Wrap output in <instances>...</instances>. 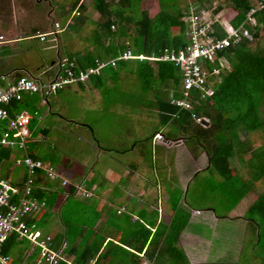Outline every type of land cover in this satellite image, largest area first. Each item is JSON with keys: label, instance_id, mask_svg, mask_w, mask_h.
<instances>
[{"label": "trees", "instance_id": "1", "mask_svg": "<svg viewBox=\"0 0 264 264\" xmlns=\"http://www.w3.org/2000/svg\"><path fill=\"white\" fill-rule=\"evenodd\" d=\"M142 1L93 0L96 10L105 19L101 22L98 32L105 33L106 36L113 39L124 37L129 41L120 47V52L114 51L111 58H118L129 48L135 55L151 56L152 54L160 55L165 48H179L184 45L183 32L186 29L184 19L190 12L189 3L176 6V1L159 0L160 10L154 18H150L146 11H141L139 8ZM182 2L184 1L182 0ZM191 2L194 10L213 9L216 14L228 10L232 18L231 24L235 28L246 22V16L254 5V0H224L216 6H213L211 0H191ZM80 8L83 11L84 6L80 5ZM76 18L77 21L82 19V17ZM254 18L256 21L254 24L245 23L244 26L254 35L255 42L243 40L240 45L231 46L220 54L231 65V70L211 78V85H209L213 91L211 96L200 90L192 91V109H181L171 103L172 99L182 97V77L178 65L174 62L135 60V63L140 67L139 77L146 87L169 84L170 88L171 83L169 82L174 83L173 98L171 100L170 98L162 99L158 102L161 117L166 123H172L182 136L195 139L198 145L206 151L209 168L212 167L223 179L222 195L231 202L227 213L235 208L258 182L264 179V159L252 148L249 141L250 135L264 131V117H261L259 111L260 106L264 109V44L262 43L264 41V10L256 13ZM131 22L133 23V33H129L126 28L127 24ZM174 29L178 30V34L173 33ZM255 43L256 46L253 48ZM121 65H127V61H118L115 68H119ZM95 66L96 60H92L89 67ZM216 66L219 67V62L216 63ZM110 68L115 69L108 66L103 71ZM78 69L83 70L77 65ZM26 96L23 100L14 101L10 106L4 107L9 111L11 117L23 110H28L33 114L31 109L33 103ZM194 115L206 118L208 123H204V125L197 123L193 118ZM5 126H1V129L5 130ZM166 136L171 137V135ZM11 153V149L0 147V162L7 159ZM26 154L34 160H40V157L32 151L29 153L27 151ZM247 155L250 157L245 159ZM237 163H240L239 166ZM244 168L248 169V178H245ZM44 176L43 171L37 170L34 177L33 196L40 200L43 199V194L35 189ZM91 184L89 183L87 188H90ZM65 188L70 193L67 199L75 200L72 197L77 190L76 187L67 186ZM87 188L84 189L87 191ZM76 205L81 212L79 216H85L84 218L88 220L96 212L94 210L97 201L93 200L91 204L80 203L78 205L76 203ZM62 217L61 221L66 227V232L53 237L51 247L59 250L64 244H67L63 251L74 257V264L90 263L96 258L99 247L93 235L86 238V234L88 229H93L95 221L87 228L85 219L78 223ZM189 218L187 210L183 213L182 211L177 213L176 210L171 223L167 226H158L154 233L137 223L135 245L131 244V246L137 253H141L144 246L148 244L144 255L151 260L152 264H160L162 261L166 264H189L186 254L178 246L181 233L188 225ZM245 218L254 223L253 228L256 231L254 245L258 248L264 226V193L260 194L251 204L245 212ZM14 238L16 236H13L11 240ZM83 238V244L76 243L77 239L83 240ZM121 250L132 255L129 251ZM113 255L120 257L116 256V253ZM104 256V254L100 255L99 259ZM136 258H139L138 255ZM60 264L68 263L60 262Z\"/></svg>", "mask_w": 264, "mask_h": 264}, {"label": "crops", "instance_id": "2", "mask_svg": "<svg viewBox=\"0 0 264 264\" xmlns=\"http://www.w3.org/2000/svg\"><path fill=\"white\" fill-rule=\"evenodd\" d=\"M146 1L149 0H143L139 8L141 11H146L148 13L147 9L142 8L143 3ZM157 4L159 5V0H157ZM80 5L84 6L83 11L80 10ZM52 8L53 9L51 10V15L56 12V9L54 7ZM158 12L152 16H150L149 13L148 15L150 18H154L158 14ZM76 17H82L81 21H77ZM65 19V22H60L59 20L54 21V24H61V30L59 33H57L56 37L51 36L46 42L38 41L42 44L48 45L46 47L47 50L55 51L57 61L51 62L49 66H45L43 64L40 67H37V69L35 70L37 75L35 76L30 73V69L28 68L30 64L28 63V61L26 62L27 64L25 62L23 63V61H21L19 64H11L12 66L9 68L4 66L5 63L3 62V59L7 57L6 55L8 53L13 54L12 50H16V48H18L19 42L27 40H38L37 38L33 37V33L35 32L32 33L33 30L25 31L24 28L29 26H22V24L20 25L18 21L14 23L13 27V24H7L0 20V35H3L4 33L8 36L7 42L0 45V86H5V82L1 80L2 77H6V79H16L19 76H25L32 77L40 81L52 80L58 74L57 65L60 57H71L72 59H75V61H77L78 67L86 70L90 68L89 66L92 60L109 61L116 59L111 58L114 51L120 52V47H122L123 44L129 43L128 39L124 37L113 39L106 36L105 33L98 32L101 22H103V20L105 19L96 10L93 4V0H80L79 6L72 11L70 16H67V18L65 17ZM35 27L37 26H33V28ZM44 28L47 29V27ZM126 28H128L129 33H133L132 22L128 23ZM52 30H54V26L51 27V31ZM173 33L178 34V30L174 29ZM128 50L132 52L130 48ZM12 60L14 59L12 58ZM135 60L136 59L127 60V65H121L119 68L115 69H107L105 71H102L99 76L91 77L89 81L77 85L81 95H84L87 104L89 103L91 106L97 104L99 106L101 91L104 90L110 92L111 88L115 87V84L116 82H118V77L120 75V69H125L129 72L132 71L139 76L140 67L135 63ZM31 69H34V66ZM169 83H171L170 88L169 84H165L164 87L162 86V89H155L157 94L155 97L154 104L156 107L154 108V110H156L155 114H159L160 116V125H162L163 130L160 129L156 131L151 136L152 139L150 138L152 144L155 143L156 145L165 147L166 151H152V153L155 155V158H159L160 156H162V160H164L165 163H168V161L170 162V158L173 156L172 154H174L175 156L173 158V162H178L177 165L180 163H185V161H190V163H192V166L189 167L186 172L185 170H179L178 178L181 180L182 187L185 188V185L189 183L192 178H195L198 172L204 171L206 168H209L210 164L206 151H204V149L198 145L195 139L194 141L197 143L201 151H189L186 147H184L186 141H184L182 134H180L181 136H177L178 134H176V136L173 135V133L171 134V131L176 133V131H173L172 129L168 130L172 123H166L161 117L158 102L162 99L168 98H170L171 100L175 93L174 83ZM75 86L76 85L67 86L55 95H58L60 92H63L67 88H75ZM157 86L159 85H156V87ZM26 97L33 103L31 108L33 114L28 110H23L27 111L32 116L28 124L27 130L29 135L27 137V148L25 150L29 153L30 151H33L32 149H35L33 146L39 143L38 139L41 138V135L46 137V134H48V130L46 128L40 129L39 127L41 119V109L44 106H48L49 102L48 98L44 99L40 95H27ZM150 106L151 104L149 106H146L144 104L142 107L148 108ZM3 125H6L5 128L7 127L6 122L0 124V132L3 130L1 129V126ZM166 129L168 132H164L166 131ZM157 133H160L164 136L171 134V137L167 139L169 142L164 145L153 140V136ZM185 138L189 139V141L193 140L190 137ZM178 148L185 149L184 151H181V149H179L180 151H170ZM11 150L12 153L10 154V156L0 162V172L3 175L2 177L10 179L14 185L21 187L22 183L27 178V172L24 167L22 168H24L25 170L23 169V172H21L22 169H20L21 167L16 166L15 160L23 157L25 153L17 149ZM125 152L131 154L134 151L127 150ZM139 157L141 158V160L132 159L131 163L129 164L125 165L123 163L125 165V169L121 174L118 171L113 172L107 169L108 171H106L105 178L109 182V184H107L103 188L100 183H97V181H95L96 179L92 174L88 176L87 180L92 184L90 188H87L88 186L86 187V182L75 183L71 179L67 178L64 173L61 175L60 173L62 172L59 173V170L57 171L53 164H50L54 169H56L57 173L65 177V179H68L75 184H80L84 188H87V191L91 193L92 197L81 198L80 193L78 192V190H76L72 197L75 199L73 200L75 202L68 200L67 198L70 193L68 190L66 191V188L62 187L61 182H59L58 180L55 181L54 179H50L45 175L35 189L39 193L42 192L43 199L39 200L41 203H44V206L39 212L34 213L30 217H28L26 219V222H30L28 225L32 227L33 230H39V232L42 234V237L49 236L53 239V237H55L56 235L66 232V227L61 221V218H63V214L65 215L64 217L66 218V220H74V217H77V213H81L76 203L78 205L80 203L91 204V201L95 200L97 201V205L94 210L96 211L95 214H93L88 220L87 218L85 219V216L83 217L82 215L79 216L81 217L80 220H75V222L79 223L83 222L85 219L87 228H89L92 225L93 221H95L93 229L87 230L86 238L89 235H93L96 240V244L98 243L97 246L99 247V249L96 258L88 264H152L151 260H149L146 255H144L148 244L144 246L141 253H137L135 248L131 246V244L135 245L137 223L143 225L145 228L151 230L152 233H154L158 226H167L171 223L173 216L177 210V206L174 205V199L170 197V192L169 194L167 193L165 185L160 181L158 175L155 173L154 164L152 166H150L149 163L146 164V159L143 151H141V153L139 151ZM245 198H247V196H245L242 200L244 201ZM181 204L182 202L180 203V205ZM239 205L240 204L231 209L229 213L224 217V220L228 222L238 221L239 223H242L244 227L246 225H250V227L253 228L254 223L245 219V212L247 210L243 214H240V209H238ZM122 208H124V210L119 213ZM74 210H78V212L75 211V213ZM200 212L202 211L196 209H191V212H188L190 218L189 223L186 226L187 229L191 226V219L193 217L200 216L201 214H203V212L205 214L202 219H207L205 222L208 224L212 222V219L215 220L218 218L216 216L215 210L213 209H206L203 210L202 213ZM219 219L220 218H218V220ZM209 220L211 221L209 222ZM187 229L182 231L178 246L186 254L188 263H217L218 260H214L216 262L208 261V257L206 255L202 256L200 254L201 247L197 248L198 245H206L209 243V241L202 238V235L199 232L195 231L194 226L193 232H191V230L190 232H188ZM13 236H16V238L11 240ZM12 237L5 245V252L10 257L9 264H45L40 261L39 249L33 247L26 238H20L17 234L12 235ZM76 243L83 244L84 238L83 240L77 239ZM66 246L67 244H64L59 250H55L53 248L52 249L55 251H63ZM121 249L127 252L129 251V253H132V255L126 254ZM204 250L206 253L210 252L205 247ZM113 253H116V256L120 257H115ZM102 254H104L105 256L102 259H99V256ZM64 255L67 259H69L70 262H73V256L66 253H64ZM136 255H138V259L136 258ZM217 258L219 259L221 258V256H218ZM162 262L164 263V261ZM162 262H160V264H163Z\"/></svg>", "mask_w": 264, "mask_h": 264}, {"label": "rangeland", "instance_id": "3", "mask_svg": "<svg viewBox=\"0 0 264 264\" xmlns=\"http://www.w3.org/2000/svg\"><path fill=\"white\" fill-rule=\"evenodd\" d=\"M168 1H176V6L189 3L191 8L189 11L194 9L191 0ZM211 1L213 6H216L224 0ZM79 2L80 0H0V20L7 24H13V27L14 23L18 21L22 26H29L24 28L25 31L33 30L32 33L38 31L44 33L51 30L55 20L65 22V17L71 15L72 11L79 6ZM52 7L56 9L53 15H51ZM142 8L147 9L149 15L152 16L158 12L159 5L157 0H149L143 3ZM226 11L223 13V20L230 18L228 10ZM33 26L37 27L33 28ZM3 35L8 39L7 34L3 33ZM38 41L19 42L18 48L12 50L13 54L8 53L7 57L3 59L4 66L9 68L12 66L11 64L28 61L30 73L35 76L37 67L43 64L49 66L51 62H56L55 51L47 50L48 45ZM262 43L264 44V41ZM255 46L256 43L252 47L255 48ZM63 58L60 57L59 60ZM33 66L34 69H31ZM119 71L120 75L115 87L111 88L110 92L101 91L99 106L87 104L76 84L75 88H67L58 95L49 97V105L41 109L39 127L40 129L46 128L48 134L46 137L41 135V138L38 139L39 143L33 146L35 149H32V152L38 154L42 161L53 164L59 173L62 172L61 175L64 173L75 183L86 182V187L89 186L87 180L88 176L92 174L95 181L100 183L103 188L109 184L105 178L106 171H118L121 174L125 165L131 163L132 159L141 160L139 151L140 153L143 151L146 164L149 163L150 166L154 164L155 173L165 185L167 193L170 192V197L175 200L173 203L177 206V213L178 211L183 213L186 210L190 213L191 209L202 212L206 209H213L216 216L220 218L219 220L218 218L212 219V222L209 220L208 224L205 222L207 219H202L205 214L203 212L200 216L191 219L192 227L190 226L188 229L185 227L188 232L190 230L193 232L195 229L202 235V238L209 241L206 245L197 246V248L201 247L200 254L202 256L206 255L210 262L218 260L215 264H264V226L261 243L257 248L254 245L256 231L250 225L244 227L238 221L224 220L231 202L222 195L223 179L212 167L198 172L195 178H192L183 188L181 180L178 178L179 170L186 172L192 163L185 161V163L177 165L178 162H173L174 154H172L170 162L165 163L162 156L155 158L152 153V151H166L165 147L151 142L153 133L160 129L163 130L160 125V116L155 114L156 110H154L157 94L155 89H162V85L146 87L136 73L125 69ZM144 104L146 106L151 104V106L144 108L145 106L142 107ZM259 111L263 118V107L260 106ZM170 129L176 131L173 125L168 128V130ZM164 132H168L167 129ZM176 132L180 134L178 131ZM170 133L175 136L177 134L172 131ZM157 134L153 136V140ZM163 137L168 139L167 136L163 135ZM183 138L186 141L184 147L189 151H201L194 139L189 141L184 136ZM249 141L252 148L264 159V131L250 135ZM167 143L165 142L164 145ZM179 149L181 148L170 151H180ZM127 150L134 152L130 154L125 152ZM249 157L247 155L245 159ZM239 164L237 163V166ZM20 169L23 172L24 168ZM243 173L245 178L249 177L247 168L243 169ZM0 174L2 175L1 172ZM65 180L68 185H80L68 179ZM58 181L61 182V180ZM262 193H264V179L253 187L244 201L239 203L240 214L248 210ZM75 211L78 212V210ZM63 216L65 215L63 214ZM76 219H81L78 213L73 222ZM204 247L210 252L206 253ZM218 256L221 258L218 259Z\"/></svg>", "mask_w": 264, "mask_h": 264}, {"label": "built area", "instance_id": "4", "mask_svg": "<svg viewBox=\"0 0 264 264\" xmlns=\"http://www.w3.org/2000/svg\"><path fill=\"white\" fill-rule=\"evenodd\" d=\"M264 10V0H254V5L246 16L247 24H254L256 13ZM232 18L223 20V12L214 13L213 9L200 8L190 10L184 19L186 29L184 32L185 43L176 48H165L160 55H134L130 50L124 52L116 59L104 61L97 60L95 67L86 70H77L75 59L64 57L58 62V74L49 81H40L32 77L1 80L5 86H0V124L6 122L7 127L0 132V147L17 149L25 154L15 160L18 167H24L27 178L19 187L10 179L0 174V264H9L10 257L5 253V245L17 234L20 238H26L33 247L39 249L40 261L45 264H60L66 262L74 264L67 259L63 251H55L51 247L52 238L42 237L39 230H33L26 219L37 213L44 206L39 199L33 196L34 177L37 170H41L47 177L61 180L65 188L68 182L59 175L50 164L40 160H34L26 154V142L28 137V124L31 115L27 111L15 114L11 117L4 107L10 106L14 101L23 100L24 96L40 95L44 99L55 95L65 87L89 81L92 75H99L108 66L115 68L120 60H149L151 62H174L180 67L182 77V97L172 99L171 103L181 109H192L191 92L200 90L211 96L210 80L219 76L224 71H230L231 65L220 54L231 46H238L243 40L255 42L254 35L244 26L235 28L231 24ZM61 30L60 23L54 24V30L50 32H36L34 38L40 42L48 41L49 37H56ZM4 35H0V45L6 43ZM219 62V67L216 63ZM199 124L208 123L206 118L193 116ZM162 134L155 136V141L165 144L169 142ZM164 142V143H163ZM81 198H90L92 195L82 186H75ZM124 210L122 208L119 213Z\"/></svg>", "mask_w": 264, "mask_h": 264}, {"label": "clouds", "instance_id": "5", "mask_svg": "<svg viewBox=\"0 0 264 264\" xmlns=\"http://www.w3.org/2000/svg\"><path fill=\"white\" fill-rule=\"evenodd\" d=\"M51 31V30H50ZM50 31H48V32H50Z\"/></svg>", "mask_w": 264, "mask_h": 264}]
</instances>
